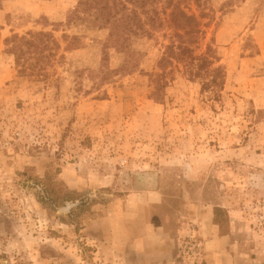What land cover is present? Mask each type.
<instances>
[{
    "label": "rangeland",
    "instance_id": "1",
    "mask_svg": "<svg viewBox=\"0 0 264 264\" xmlns=\"http://www.w3.org/2000/svg\"><path fill=\"white\" fill-rule=\"evenodd\" d=\"M78 3L0 0V264H264V0H156L110 75ZM181 11L219 96L175 62L156 94ZM40 31L59 49L21 75L5 39Z\"/></svg>",
    "mask_w": 264,
    "mask_h": 264
},
{
    "label": "trees",
    "instance_id": "2",
    "mask_svg": "<svg viewBox=\"0 0 264 264\" xmlns=\"http://www.w3.org/2000/svg\"><path fill=\"white\" fill-rule=\"evenodd\" d=\"M156 0H79L78 8L74 12L76 18H80L79 11L88 13L91 25L98 29L109 28L108 41L102 47V58L100 69H106L104 75H110L109 68L105 62L109 58L108 47L116 45V50L122 51L131 36L151 35L153 29L146 28V23L155 21L149 14L148 6L154 4ZM207 0H193L197 8L205 9ZM82 10V11H81ZM176 9L171 13L175 17ZM155 14L156 11H155ZM158 15V14H157ZM183 19L185 29L183 33H176L178 44L172 42L165 50L158 61V68L161 73L155 76L156 94L162 89L164 75L168 74L167 67L177 63L184 67L185 72L193 79H200L202 91H211L219 96L224 85V72L220 65L215 66L218 58L211 46H207L206 51L196 54L193 45L196 43L194 37L201 34L198 18L192 14L181 11L179 13ZM204 16V13L201 14ZM200 16V17H201ZM143 17L145 19H143ZM7 52L15 58V63L19 67L21 75H40V71L35 69L30 61L37 56L43 60L54 56V50L59 49L58 42L51 33L28 32L25 35L17 34L5 39ZM46 52H48L46 54ZM40 57V58H38ZM108 72V73H107Z\"/></svg>",
    "mask_w": 264,
    "mask_h": 264
}]
</instances>
